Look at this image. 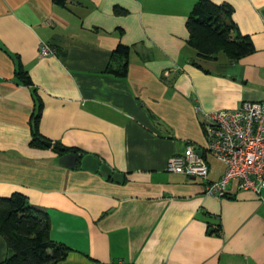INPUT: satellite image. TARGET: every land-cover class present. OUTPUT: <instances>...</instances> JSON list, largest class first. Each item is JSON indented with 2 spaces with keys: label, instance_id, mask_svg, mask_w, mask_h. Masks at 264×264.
Masks as SVG:
<instances>
[{
  "label": "crops",
  "instance_id": "1",
  "mask_svg": "<svg viewBox=\"0 0 264 264\" xmlns=\"http://www.w3.org/2000/svg\"><path fill=\"white\" fill-rule=\"evenodd\" d=\"M197 1L0 0V198L20 192L47 212L52 240L71 249L58 264H264V199L237 180L208 195L205 180L167 170L206 146L201 111L264 101V0H210L230 4L254 43L239 60L189 45ZM120 43L132 47L124 77L108 71ZM55 142L76 149L74 168ZM86 154L111 175L81 168ZM206 158L218 180L225 165ZM8 255L0 233V264Z\"/></svg>",
  "mask_w": 264,
  "mask_h": 264
},
{
  "label": "trees",
  "instance_id": "2",
  "mask_svg": "<svg viewBox=\"0 0 264 264\" xmlns=\"http://www.w3.org/2000/svg\"><path fill=\"white\" fill-rule=\"evenodd\" d=\"M65 5L68 0H54ZM233 7L230 4H216L210 0H198L188 17L187 27L190 32L189 45L201 57L215 59L224 52L231 60H239L255 51V46L248 35L242 34L232 17ZM132 47L120 43L113 51L108 71L124 77L128 73L129 57ZM119 61L113 67L112 62ZM21 81L32 86L33 82L25 69L18 70ZM38 100L39 109L34 118L33 140L35 146H44V138L37 130L41 116L42 102L33 89ZM53 149L63 155L77 152L55 142ZM50 219L46 211L33 206L27 196L15 192L0 198V233L5 237L9 255L1 264H58L64 260L70 248L55 242L50 236Z\"/></svg>",
  "mask_w": 264,
  "mask_h": 264
},
{
  "label": "built area",
  "instance_id": "3",
  "mask_svg": "<svg viewBox=\"0 0 264 264\" xmlns=\"http://www.w3.org/2000/svg\"><path fill=\"white\" fill-rule=\"evenodd\" d=\"M53 47L42 42L40 54H54ZM201 123L207 143L201 156L193 146L168 159L167 170L205 180L208 195L225 197L229 184L237 180L239 190H250L262 199L264 190V101H244L234 109L201 111ZM211 155L225 165L218 180H209ZM115 264H135L119 261Z\"/></svg>",
  "mask_w": 264,
  "mask_h": 264
},
{
  "label": "water",
  "instance_id": "4",
  "mask_svg": "<svg viewBox=\"0 0 264 264\" xmlns=\"http://www.w3.org/2000/svg\"><path fill=\"white\" fill-rule=\"evenodd\" d=\"M47 146L51 147L52 143L47 142ZM196 152L199 153L201 156L203 155V151L201 149H196ZM77 162V155L75 153H67L63 155L59 159V163L63 166L72 167L74 168ZM81 168L88 169L93 172L100 171L101 173H106L109 177L111 175V169L106 164L100 163L99 159L93 155H83L81 158ZM120 175L119 173H115L114 177ZM195 178V177H193Z\"/></svg>",
  "mask_w": 264,
  "mask_h": 264
},
{
  "label": "rangeland",
  "instance_id": "5",
  "mask_svg": "<svg viewBox=\"0 0 264 264\" xmlns=\"http://www.w3.org/2000/svg\"><path fill=\"white\" fill-rule=\"evenodd\" d=\"M208 157H209V158H211V156H210V155H208Z\"/></svg>",
  "mask_w": 264,
  "mask_h": 264
}]
</instances>
